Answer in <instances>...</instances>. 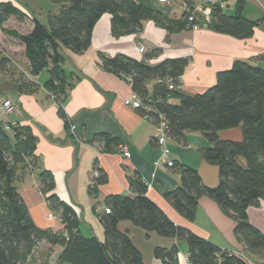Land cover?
I'll use <instances>...</instances> for the list:
<instances>
[{
  "label": "trees",
  "instance_id": "trees-1",
  "mask_svg": "<svg viewBox=\"0 0 264 264\" xmlns=\"http://www.w3.org/2000/svg\"><path fill=\"white\" fill-rule=\"evenodd\" d=\"M50 1L59 5V10L49 11L46 21L34 17L28 33L3 26L11 16L23 21L28 12L13 1L0 2V26L24 47L31 74L36 76L48 71L44 87L58 101L59 114L67 125L64 104L74 82L62 68L66 59L64 50L77 54L86 50L103 14H111L114 36L138 34L148 19L170 33L193 27L186 18L183 22L169 20L137 0ZM245 3L238 2L233 15L215 8L211 21L206 24L217 32L239 39L251 37L259 21L243 14ZM158 51L153 50L141 60L122 53L113 57L100 55V65L105 71L131 83L133 92L142 101L143 106L138 109L141 115L156 124L160 115L164 116L170 138L181 141L187 131H195L201 132L210 143L200 152L205 161L218 166V185H206L197 169L175 163L173 169L180 175V185L166 192L165 199L190 220L194 219L202 197L215 200L235 221L234 234L246 249L251 253L264 252V232L252 225L248 216V208L258 205L264 198V68L236 60L231 68L217 73L213 86L202 93L189 94L182 89V75L191 58H167L158 64H150L152 54ZM11 68L10 57L0 50V72ZM152 81L154 84L150 86ZM24 84L32 89L39 87L35 81ZM8 123L10 131L0 123V264H48L50 249L40 263L35 258V251L45 245L62 246L58 261L69 264H145L141 251L128 233L119 230L118 224L123 220H130L159 236L186 241L191 264H247L242 255L222 249L173 222L147 195V185L139 172L128 178L133 195H109L105 206L111 211L95 210L105 230V241L101 242L81 233L77 212L54 192L52 172L41 171L38 188L64 228L38 227L15 185L17 178L36 166V136L29 125ZM237 127L242 130V140L220 137V131ZM90 142L113 151L121 140L109 132H98ZM106 180L107 174L99 168V176L92 178L89 192L96 195L99 185ZM154 253L162 264H179L177 245L170 249L156 248Z\"/></svg>",
  "mask_w": 264,
  "mask_h": 264
},
{
  "label": "crops",
  "instance_id": "crops-1",
  "mask_svg": "<svg viewBox=\"0 0 264 264\" xmlns=\"http://www.w3.org/2000/svg\"><path fill=\"white\" fill-rule=\"evenodd\" d=\"M4 1H13L28 12V17L23 21L11 16L3 24L5 28L28 33L33 27L34 17L43 21L44 9L35 0H0ZM137 1L161 12L169 20L183 22L184 1L197 4L206 0H170L167 3L158 0ZM59 7L56 4L50 5L49 11L57 12ZM143 26V31L138 34L114 36L111 14L105 13L96 23L92 43L86 50L78 54L64 50L66 59L62 68L74 82L64 104L69 126L59 114L58 101L44 87L49 77L48 71L44 70L36 76L31 74L24 47L4 33L0 26V50L12 61L11 69L0 72V103L10 99L15 106L12 112L5 115L4 120L29 125L36 136V166L15 181L32 219L43 229L64 228L61 220H48L50 208L38 188L39 173L49 170L55 179L54 192L72 206L80 217L81 233L104 242L105 230L95 210L104 208L105 199L109 195H133L128 178L134 172H139L146 185H151L147 195L177 225L210 240L222 249L242 255L247 264H264V252L251 253L246 249L234 234L235 221L223 212L215 200L202 197L194 219L190 220L165 199L166 192L180 185V175L162 163L163 152L157 145L160 129L153 120L141 115L138 109L125 104V99L134 93L131 83L105 71L100 65V55L113 57L122 53L141 60L156 49L159 51L153 53L149 60L153 65L167 58L189 57L190 63L182 75V89L189 94L202 93L216 83L219 71L231 68L236 60H245L264 68V27L259 24L251 37L239 39L217 32L206 23L187 26L172 33L150 19L145 20ZM140 45L145 47L144 53L137 49ZM18 52L24 55L25 61V68L21 69L23 72L19 75L14 70L15 65H19L15 57ZM30 81L37 82L39 87H25L24 82ZM153 84L154 81L150 86ZM98 132H109L118 137L121 143L129 146L131 156L124 158L118 148L106 151L102 146L91 143L90 139ZM219 135L222 139L243 138L239 127L222 130ZM166 146L169 156L177 164L197 169L206 185H218V166L208 163L201 156V149L210 146L201 132L187 131L181 141L168 137ZM241 162L244 163V160ZM95 165L107 174V180L99 185L97 194L92 195L89 187ZM248 216L251 224L264 232V198L260 199L258 205L248 208ZM118 228L128 233L135 247L141 251L145 264H162L155 256V249H170L174 245L179 248V264H191L184 240L159 236L130 220L119 222ZM49 249L51 254L48 264L65 263L58 261L62 251L60 245H45L37 249V263L47 257Z\"/></svg>",
  "mask_w": 264,
  "mask_h": 264
},
{
  "label": "built area",
  "instance_id": "built-area-1",
  "mask_svg": "<svg viewBox=\"0 0 264 264\" xmlns=\"http://www.w3.org/2000/svg\"><path fill=\"white\" fill-rule=\"evenodd\" d=\"M161 3H167L170 0H158ZM242 1H254V0H206L204 3H197L192 4L190 2L184 1L183 8H184V15L185 18L189 21L190 24H193V27L198 25V23H209L211 21L212 12L215 8H219L220 10H225L227 7L231 6L232 4H237L238 2ZM137 49L144 53L146 51L143 45L137 47ZM125 104L133 109L141 108L142 101L139 96L135 93L131 95V97L125 99ZM14 104L10 99H7L0 103V123L3 124L4 128L7 131L11 130V125L8 121L4 120L5 115L9 114L14 109ZM158 128L160 129V134L157 138V145L163 152V161L162 163L169 167H175V161L169 156V151L166 146V140L168 136V126L167 122L163 115H160V120L157 123ZM71 132H73V128L71 127ZM118 152L124 157L129 158L131 156V152L129 150V146L126 143H120L118 146ZM99 176V168L98 166L92 172V178ZM93 183V181L91 182ZM151 187V185H147V188ZM106 212H110L111 209L107 206L103 208ZM48 220L55 221L60 220L59 216L56 215L53 211H49L47 215Z\"/></svg>",
  "mask_w": 264,
  "mask_h": 264
},
{
  "label": "rangeland",
  "instance_id": "rangeland-1",
  "mask_svg": "<svg viewBox=\"0 0 264 264\" xmlns=\"http://www.w3.org/2000/svg\"><path fill=\"white\" fill-rule=\"evenodd\" d=\"M260 1V3H259ZM35 3H39L42 7H43V21H46V16H47V12L49 11V7L50 5H53V3L50 0H35ZM235 6L236 4H232L231 6L227 7L224 10V14L227 15H233L235 13ZM248 15L249 17H252V20H256L259 21V24L264 27V0H254V1H247L244 4V8H243V14ZM16 61L19 63V65H15V69L18 71V75L19 73L23 72L21 71V69L25 68V61L24 60V55L21 54L20 52L17 53V55L15 56ZM44 79V78H43ZM47 79V78H46ZM9 117V116H8ZM63 264H69L67 262L63 263Z\"/></svg>",
  "mask_w": 264,
  "mask_h": 264
}]
</instances>
